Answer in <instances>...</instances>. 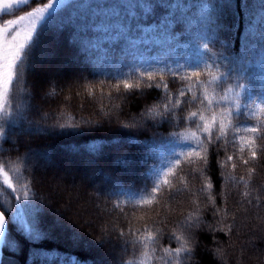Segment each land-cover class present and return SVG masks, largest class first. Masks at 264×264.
Masks as SVG:
<instances>
[{
	"label": "trees",
	"instance_id": "obj_1",
	"mask_svg": "<svg viewBox=\"0 0 264 264\" xmlns=\"http://www.w3.org/2000/svg\"><path fill=\"white\" fill-rule=\"evenodd\" d=\"M45 1L29 0L27 5L32 8ZM54 12L53 18H46L40 30L38 27L41 47L24 62L23 72L17 66L7 100L11 106L0 114V125L8 138L7 142L0 138V161L6 162L4 171L17 188L15 193L7 188L0 173V211L10 218L7 238L16 244L15 250L3 248L2 264H70L73 260L78 264H166V259H161L163 248L178 246L170 239L171 233L176 229L180 234L179 222L190 213L199 216L201 226L192 230L194 252L186 264H264V156L243 164L250 153L245 150L240 157L237 148L244 147L239 140L242 134L229 130V139L236 136V146L223 140L207 145L208 163L202 175L192 169L204 168L203 162L191 166L186 162L185 153L196 149L197 139L202 138L193 124L185 121L153 127L144 119L146 106L153 108L151 119H160L166 95L163 88L144 87L149 73L156 82L168 84L171 100L189 85L190 94L207 96L205 104L199 106L204 122L210 123L214 114L220 120L219 113L226 106L239 104L243 109L244 92L235 87V72L227 75L232 64L220 54L233 62L247 56L246 78L240 82H252L257 92L264 86V0H234L232 4L227 0H69ZM225 41L227 51L220 43ZM205 44L212 50L211 60ZM44 52L73 55L72 67L76 69L64 68L61 78L47 81L46 71H34ZM204 60H208L207 66L201 62ZM176 61L183 67L178 69ZM194 62H201L200 68L186 66ZM194 71L202 72L201 84H195L196 77L179 79ZM218 77L228 81L224 90L217 86ZM122 81L141 87L126 91ZM116 84L121 85L119 92ZM230 91L233 99L222 100ZM21 95L30 103L23 109L22 124L16 114ZM207 101L212 105L207 106ZM248 113L255 115L240 122H264V103L253 97L245 117ZM10 119L16 120L11 129ZM236 122L233 117V124ZM196 123H202L199 115ZM61 124L64 129L59 128ZM125 124L129 127H123ZM36 127L53 134H30L29 129ZM169 140L174 143H165L162 151L143 163L145 145L155 141L159 148L161 141ZM185 144H191L192 149ZM100 146L101 151L92 153ZM59 149L66 150L83 171L91 169L99 175L112 172L124 181L122 189L105 185L103 180L95 185L96 197L88 200L98 215L87 216V225L82 223L85 213L80 210L69 209L66 214L59 209L64 203L69 206V201L76 203L78 194L62 195L56 187L44 191L39 180L42 162L31 163L40 153H47V158L39 156L49 163L50 154ZM228 155L234 160L221 167ZM115 157H126L128 166L114 164ZM170 169L175 175H167ZM249 169L255 171L250 174ZM204 175L213 184L210 194L214 203L209 190L200 191L206 182ZM165 179L171 183L164 185ZM156 185H160L159 195L152 192ZM16 196L21 197L19 204ZM149 199L151 203H146ZM29 202L35 206L24 207L23 213L43 234L39 240H29L12 218L13 207ZM194 204L199 205L196 212ZM55 210L61 227L54 224ZM65 224L77 227L81 237L71 236ZM145 226L153 234L162 230L158 243L145 247L137 242L144 239ZM94 237L101 243L95 245Z\"/></svg>",
	"mask_w": 264,
	"mask_h": 264
},
{
	"label": "snow or ice",
	"instance_id": "obj_2",
	"mask_svg": "<svg viewBox=\"0 0 264 264\" xmlns=\"http://www.w3.org/2000/svg\"><path fill=\"white\" fill-rule=\"evenodd\" d=\"M229 4L234 3V0H227ZM29 0H0V11L12 10L14 7L16 9H20L21 6L27 5ZM57 0H49L48 3H44L42 7L33 8L31 11L26 12L24 15L18 16L15 19H8L3 22L2 26L5 32L9 33L11 39L13 41L17 40V37L20 35V30L22 28V22H28V30L24 35L23 42H18L15 44L14 48L10 50V52L3 57V63L0 64V96L4 97L5 101H7L10 87L12 86L13 80L17 78V66L19 65V71L23 72L25 67V61L30 58L32 52L41 47L42 37L39 35L38 26L40 30V26L45 19H51L56 14L54 9L56 8ZM230 31V29L226 30ZM129 32H131V26H129ZM35 34V39H34ZM71 43L75 46V41L72 38ZM221 46L225 48L227 51V42H220ZM206 52L208 53V59L211 60L213 57V53L211 49H208L207 44L204 45ZM27 49V51H26ZM51 55V53H48ZM222 59L229 60V63L232 64V70L227 73L228 76H232L233 72H235V77L237 79V83L235 84L236 88L242 89L244 92L245 100L243 104V109L239 104H234L231 107H224L222 111H220V120L216 119V115L214 114L210 123L204 122L203 115H200L199 106L204 105L207 100V96H200L191 93V85L188 87H183L179 89L178 96L175 100L169 99L171 95L168 91L167 83L156 82L155 78L151 73L147 75V80L144 83V87L147 88H163L166 93L164 102L160 105L159 120L151 119V114L153 112V108L151 106H146L144 110V119L145 123L151 122V126L158 127L162 123L175 124L180 123L183 124L185 121H189L193 124L197 130L202 134V138L197 139V147L196 149H192L191 144H185L184 147L192 149L191 151L185 153L186 162L191 166L197 163L203 162L204 168H193V172H199L202 175L206 171L207 163H208V148L207 145H211L216 141L223 140L226 144H233L236 146V136L234 135L232 139H229L228 133L229 130L236 134H242L239 136V140L244 144V147L237 148L240 157H243L245 150L250 153L248 159H243V164L248 165L250 161H256L258 156H264V122H258L255 124H249L247 122H240L242 119L247 120L255 113H248V116L245 117V110L248 109L250 102L253 100V97L256 100L264 103V86H260L259 91L257 92L255 89V85L252 82L242 83L240 81L245 80V73L247 71L248 66V58L247 56L240 57L237 61L233 62L229 59V56L220 54ZM205 66H207L208 60L201 61ZM201 62L194 63H186L187 67L190 68H200ZM177 64L178 69L183 66L180 65L179 61L175 62ZM167 67V64H165ZM202 76V72L194 71L191 76L180 77L179 79H185L191 81L193 77L197 79L194 81L195 84H201L203 81L199 79ZM161 77V81H162ZM218 81L217 86L224 90L225 85L228 81L224 80L223 77L215 78ZM151 82V83H149ZM123 89L126 91H132L134 89H139L141 87L140 84H132L127 81H122ZM115 91L119 92L121 90V85H114ZM231 90V89H229ZM143 91H141V95H143ZM222 100H227V97H223ZM220 102L218 101L217 104ZM184 105V107H181ZM212 101H207V106H211ZM10 104L0 105V112H6V108L10 107ZM26 107H30V103L27 97L21 95L17 104V116L19 117L20 123L22 124L25 119V109ZM191 108H196V111H191ZM235 109V110H233ZM11 116L12 114L9 113ZM199 115L200 121L202 123H196V117ZM233 117L236 118V123L233 124ZM227 120V124L225 123ZM9 128H14L16 126V120L10 119L7 121ZM73 128H78V125H73ZM123 127H129V125L125 124ZM60 129H64L65 125H59ZM30 134L35 135H51L53 133H49L46 128L42 129L40 127L29 129ZM63 134V133H61ZM173 136H178V133H172ZM193 136H196V133H193ZM0 138H3L5 142H7V136L4 132L3 126L0 125ZM165 143L172 144L173 141H161L159 148L157 147L156 142L154 141L150 145H145L146 152L144 157H142L143 163H147V159L155 153L156 151H162ZM102 150V147L92 153H97ZM203 153V154H202ZM3 154V149L0 148V155ZM39 155L47 158V153H40ZM173 156L176 160H179V157L173 152ZM27 159V158H26ZM126 157H115L113 160L114 164H124L127 167ZM234 160L233 155H228L226 157V161L221 163V167L226 166L228 162H232ZM6 166V162L0 161V173H3L4 176V184L7 188L11 189L13 193L17 191V188L13 186L11 180L8 177V173L4 171ZM236 164L232 163V168H236ZM255 169H249V173L254 172ZM167 175H175L169 170ZM182 181L186 178L181 177ZM204 180L206 181L203 187L200 189L201 192L205 190H209V199L214 203V199L211 197L210 190L213 187V184L210 179L204 175ZM103 184L110 185L114 189H122L124 181L120 176L115 175L112 172L103 173ZM171 182L169 179H165L163 181L164 185H169ZM161 189L160 185H156L152 188L153 194L159 195ZM195 195V193H192ZM249 193H245V196H248ZM17 203L19 204L21 197H15ZM25 201L28 200V197L25 196L23 198ZM258 199V198H257ZM146 203H151V200L145 201ZM35 205L31 202L26 203L23 207H13L12 218L16 220L20 230L26 235L29 240H39L43 238V234L38 230L35 226L34 222L30 219H26L23 213L24 207H34ZM199 209V205H193V212H196ZM219 209L216 210L217 214L219 213ZM10 218L5 216L3 211H0V249L9 248L15 250L16 244H13L7 238V230L9 227ZM180 234H177V230L173 229L170 239H174L178 246L176 247H166L163 248L164 256L161 259H166V264H186L187 261L192 259V253L194 252V247L192 245V241L194 240L193 229L199 228L201 226V221L199 216L194 214H189L184 220L180 221ZM223 230V229H221ZM230 230V227H229ZM144 239H137V242L143 244L145 247L149 243L156 244L158 243V236L162 234V230H157L155 234H153L150 227L145 226ZM123 236V232L120 233ZM155 252V248L152 249ZM0 264H2V260H0ZM70 264H78L77 261L73 260Z\"/></svg>",
	"mask_w": 264,
	"mask_h": 264
},
{
	"label": "rangeland",
	"instance_id": "obj_3",
	"mask_svg": "<svg viewBox=\"0 0 264 264\" xmlns=\"http://www.w3.org/2000/svg\"><path fill=\"white\" fill-rule=\"evenodd\" d=\"M67 1L69 0H57L56 8L54 9V11L59 6L66 3ZM48 2L49 0H46L44 3H48ZM44 3H42L41 5L34 6L32 8L28 6L29 5L28 4V5L21 6L20 9H16L14 7L12 10L0 11V25H2L5 20L15 19L16 17L24 15L28 11H31L33 8L42 7ZM22 25L23 26L20 30V35L17 37L16 41H13L9 33L5 32L4 28L0 26V64L3 63V57L7 55L11 49L14 48L16 43L23 42L24 35L26 34L29 25L27 21L22 22ZM59 47L61 48V45H59ZM73 57L74 56L71 54L58 55V54L51 53V55H48V53H45V56L42 58L41 64H36L34 71L36 72L46 71L45 73H46L47 81H49V79L51 80V78L59 79L62 77V74L65 73L64 68H67V69L70 68L71 71L72 69L73 70L76 69L75 66L72 67ZM225 97L231 100L233 99L234 94L232 91H230L228 92V94H226ZM0 105H7V101H5L4 97L2 96H0ZM1 113L2 112H0V114ZM65 151L66 150L60 151V149L55 150L52 154H50L49 160L51 161L49 163L45 162L44 160L43 161L40 160L41 158L39 155H37V159L36 158L32 159L31 163L35 164L37 160L39 162L40 161L42 162L39 165V168L42 172L39 175V180L42 183L41 188H43L44 191H46V189L44 188H47L49 191H54L53 189L56 187L57 191L60 192L62 195H65V194L68 195L70 192H75V193H72L74 195L76 193L78 194V196L76 195L77 196L76 199L78 200L76 201L77 204L76 203L71 204V201H69L68 203L70 204L69 206H67V204L64 203V205L59 207V209L61 212H64L66 214H68V211H70L69 209L74 210V211L80 210L79 213L81 212L85 213L83 217L81 216L82 223H85V225H87L88 224L87 216H93V215L97 216L98 215L97 213H95V210H92V208H90V202L88 200V197L90 196L96 197L97 190H96L95 185L97 183H100L101 180H103V174L101 173V175H99L96 171L91 170V169L90 170L86 169L85 171H83L82 169H80L79 166H76L74 164L75 163L74 159H71L72 157L69 154H67ZM131 165H133V163ZM95 178L97 181H95ZM3 182H4V178H3ZM87 189L90 190L88 195L87 193L83 194L82 193L83 190H87ZM43 190H42V193H44ZM74 195L72 196L73 198L75 197ZM44 196L48 197L46 194ZM49 207L50 206H48V210L52 211V209ZM53 211H54V208H53ZM59 219H60V216L55 210L54 212L55 223L54 224L55 226L61 227L62 225H60ZM64 226H65V229H68L69 231H71L72 233L71 236H75L76 238L81 237V233L79 231L78 233L75 231V229H77L78 227L77 223H76L77 227L71 226L69 224H65ZM86 231L87 230H84V233H86ZM75 232L77 233V235ZM94 239L95 240H93V243L95 245L98 243H101V240L95 237ZM87 241H91V240H87ZM2 257L3 255L1 254L0 260H2Z\"/></svg>",
	"mask_w": 264,
	"mask_h": 264
},
{
	"label": "water",
	"instance_id": "obj_4",
	"mask_svg": "<svg viewBox=\"0 0 264 264\" xmlns=\"http://www.w3.org/2000/svg\"><path fill=\"white\" fill-rule=\"evenodd\" d=\"M1 254H2V249H0V258H1Z\"/></svg>",
	"mask_w": 264,
	"mask_h": 264
}]
</instances>
